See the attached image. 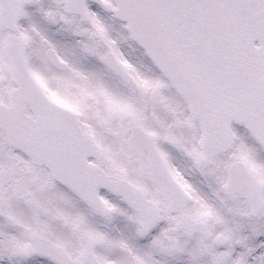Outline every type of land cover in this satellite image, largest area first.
<instances>
[{
  "label": "snow or ice",
  "instance_id": "6c2138e0",
  "mask_svg": "<svg viewBox=\"0 0 264 264\" xmlns=\"http://www.w3.org/2000/svg\"><path fill=\"white\" fill-rule=\"evenodd\" d=\"M0 264H264V0H0Z\"/></svg>",
  "mask_w": 264,
  "mask_h": 264
}]
</instances>
